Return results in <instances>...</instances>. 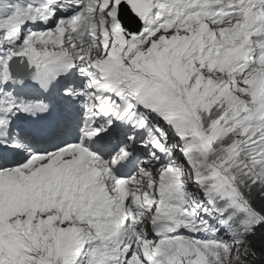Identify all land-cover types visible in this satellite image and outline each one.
Returning a JSON list of instances; mask_svg holds the SVG:
<instances>
[{"label":"snow or ice","instance_id":"snow-or-ice-1","mask_svg":"<svg viewBox=\"0 0 264 264\" xmlns=\"http://www.w3.org/2000/svg\"><path fill=\"white\" fill-rule=\"evenodd\" d=\"M0 264H264V0H0Z\"/></svg>","mask_w":264,"mask_h":264},{"label":"rangeland","instance_id":"rangeland-1","mask_svg":"<svg viewBox=\"0 0 264 264\" xmlns=\"http://www.w3.org/2000/svg\"><path fill=\"white\" fill-rule=\"evenodd\" d=\"M244 247H246V246H244V245H241V246H240V248H241V253H242Z\"/></svg>","mask_w":264,"mask_h":264},{"label":"trees","instance_id":"trees-1","mask_svg":"<svg viewBox=\"0 0 264 264\" xmlns=\"http://www.w3.org/2000/svg\"><path fill=\"white\" fill-rule=\"evenodd\" d=\"M245 246H247V245H245Z\"/></svg>","mask_w":264,"mask_h":264}]
</instances>
